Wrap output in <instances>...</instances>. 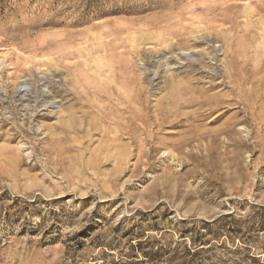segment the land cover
Listing matches in <instances>:
<instances>
[{"label":"rangeland","instance_id":"obj_1","mask_svg":"<svg viewBox=\"0 0 264 264\" xmlns=\"http://www.w3.org/2000/svg\"><path fill=\"white\" fill-rule=\"evenodd\" d=\"M0 64V264H264V0H0Z\"/></svg>","mask_w":264,"mask_h":264},{"label":"bare ground","instance_id":"obj_2","mask_svg":"<svg viewBox=\"0 0 264 264\" xmlns=\"http://www.w3.org/2000/svg\"><path fill=\"white\" fill-rule=\"evenodd\" d=\"M195 42V40H193V42L190 44L191 46L190 47H195V46H193V43ZM202 42V41H201ZM188 44V43H187ZM167 47L168 48H171L172 47V43H169V44H167ZM185 47H187V46H185ZM187 48H189V47H187ZM185 50V49H184ZM187 52H189V51H187ZM175 54V53H174ZM192 54V53H191ZM176 55V54H175ZM184 55V54H183ZM185 56H190V54H188V53H186L185 52ZM1 65V64H0ZM0 70H1V68H0ZM129 76V75H128ZM128 78H130V77H128ZM26 84L27 83H24V85H25V87L23 88V89H21V91H19V93H18V99L19 100H23V99H25L26 97V95H31V91H29V93L27 92V87H26ZM39 93V92H38ZM33 95V94H32ZM31 95V96H32ZM46 95V94H45ZM41 98V97H40ZM130 98V97H129ZM30 99V98H29ZM26 100H27V98H26ZM32 100V99H31ZM29 101V100H28ZM41 101V100H40ZM32 102V101H31ZM44 102V101H43ZM23 104V103H22ZM39 111V110H38ZM38 116V115H37ZM177 124L176 123H172L171 124V126L172 127H175Z\"/></svg>","mask_w":264,"mask_h":264}]
</instances>
